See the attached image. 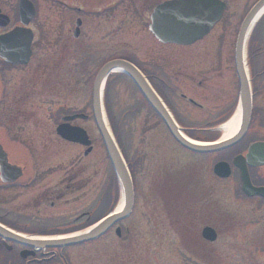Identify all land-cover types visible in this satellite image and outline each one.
<instances>
[{
    "label": "flooded vegetation",
    "instance_id": "obj_1",
    "mask_svg": "<svg viewBox=\"0 0 264 264\" xmlns=\"http://www.w3.org/2000/svg\"><path fill=\"white\" fill-rule=\"evenodd\" d=\"M31 1L38 15L40 5V15L28 27L38 33L30 62L13 66L0 58V225L40 242L87 231L116 204L115 196L109 200L107 152L103 145L98 148L92 135L98 72L112 61L130 63L144 76L183 135L212 140L235 115L241 91L237 40L259 0ZM223 4L220 20L201 38L196 36L198 30L191 29L185 44L161 40L156 34L183 35L186 30L177 32L181 21L174 23L173 17L184 22L203 21L205 7L214 13ZM0 6V13L9 18L6 28L0 26V36L23 27L16 12L19 0H0ZM163 6L168 8L164 11ZM244 53L253 96L252 121L242 142L227 151V158L217 161L232 165L238 177L235 157L246 155L251 144L264 142V137L248 136L253 130L264 133V14L250 28ZM109 96L133 103L134 114L142 112L141 119L152 123L149 133L166 134V142L175 143L164 121L128 75L112 72L103 91L106 117L114 110L125 111L127 105L120 103L110 108ZM74 116L79 118L65 122ZM63 125L82 128L88 134L91 153L87 157L84 154L89 147L68 142L58 134ZM249 171L253 176L255 169ZM170 178L166 182L172 188ZM211 192L215 193L214 186ZM175 209L170 207L171 212ZM203 211V206H193L186 214ZM125 221L113 225L103 237L116 236L118 229L130 234ZM185 223L188 228L190 223ZM211 228L216 231L215 226ZM194 240L207 243L200 237ZM92 245L89 241L47 249L40 243L28 245L16 237L0 236V264H90L94 254L98 256ZM113 246L123 258L124 242Z\"/></svg>",
    "mask_w": 264,
    "mask_h": 264
},
{
    "label": "rangeland",
    "instance_id": "obj_2",
    "mask_svg": "<svg viewBox=\"0 0 264 264\" xmlns=\"http://www.w3.org/2000/svg\"><path fill=\"white\" fill-rule=\"evenodd\" d=\"M131 89L129 87V90ZM112 97L109 96L110 108H114L115 103L127 105L125 111H112V121L116 126H112V129L115 134L120 133L119 143L126 160L130 163L134 160L136 162L132 163L137 190L140 192L133 217L128 220L126 226L132 233L134 231L131 240L136 241L141 234L147 236L148 232L150 236L156 232L158 237L156 244L151 238L148 247L144 242L133 246L124 232V237L119 242L126 244L124 260L111 254L105 264H264V202L260 199L242 198L235 176L233 180L231 178L221 182L208 181L210 175L205 173L204 163L209 157L197 158L178 151L175 147L171 149V144L168 145L159 138L162 137L161 134L149 133L152 123L141 119V116L144 117L142 112L134 114L133 103ZM92 135L98 148L102 146L95 127ZM170 177L178 188L174 183L170 188V182H166ZM110 179L112 174L109 164V182ZM111 183L114 187L113 181ZM212 186L215 188L213 195ZM162 189L165 190L158 206H161L164 213L163 222L168 225L163 226L161 220H157L160 229H151L153 224L145 222L149 217L152 218L148 210L149 206H152V199L148 195L153 190L159 193ZM171 206L176 207L174 212L170 211ZM193 206L201 209L203 206V214H186ZM179 208L182 211L178 213ZM185 222L190 223L188 228L184 226ZM208 224L215 226L219 233L218 241L212 246L194 240L200 237L196 234L197 228L200 231ZM105 240V243L110 244L113 239ZM186 240L193 241V245L186 246ZM127 243L131 245V252L127 249Z\"/></svg>",
    "mask_w": 264,
    "mask_h": 264
},
{
    "label": "water",
    "instance_id": "obj_3",
    "mask_svg": "<svg viewBox=\"0 0 264 264\" xmlns=\"http://www.w3.org/2000/svg\"><path fill=\"white\" fill-rule=\"evenodd\" d=\"M264 8V0H262L251 12L250 17L247 22L250 21L259 11ZM34 7L28 0H21V14L22 16H26V20L33 15ZM27 23V22H26ZM24 23V24H26ZM184 26V25H183ZM180 27V26H178ZM181 28V27H180ZM178 30H180L178 28ZM244 32L240 35L239 38V48L237 57L239 58V70L240 77L242 83V104H241V115L243 118L242 129L240 132L231 140H228L223 143H219L217 145H205L198 146L193 143H190L186 139L182 137V135L178 132L172 118L166 111L163 104L160 102L158 97L145 86L143 78L138 74L137 70L126 64L124 62H112L107 64L99 73L97 80L95 82V94H94V110L95 117L98 129L102 135L103 141L106 145L109 158L111 160L113 169L118 177L119 183L122 188V207L121 210L114 216L109 217L104 220L100 225L95 227L92 231L88 233L81 234L79 236L73 237L68 240L57 241L54 243V246H64L70 244L80 243L86 240L94 239L102 234L112 223L127 218L133 208L134 203V190L133 183L128 171V168L120 154V151L116 145V142L108 130L106 123L102 117V101H101V88L102 84L106 78V76L113 70H122L126 72L130 77L135 81V83L140 87L144 96L147 98L151 106L154 110L164 119L166 124L168 125L173 137L179 142L184 148L187 150L196 152V153H211L224 148L231 146L234 142H236L244 133V130L247 126V122L250 118L251 113V97L250 90L248 87V81L243 69V61H242V43L244 39ZM32 34L30 32H23L21 30L13 31L8 36H4L0 38V48H2L1 56L6 58L11 63H26L29 58V48L31 45ZM180 39L178 42H181ZM19 48L21 50H19ZM60 134L64 136V138L76 142L88 145V138L84 131L79 129H73L71 132L66 130H60ZM237 159L235 164L242 169V181H243V192L248 197L260 196L264 198V188H256L252 185L247 167L245 165L246 161L249 165L253 167L264 166V145H255L251 148L250 154L247 157V160L241 158ZM228 166L227 164H218L215 168V172L222 178L228 176ZM204 237L207 240L214 241L215 235L211 229H206L204 231Z\"/></svg>",
    "mask_w": 264,
    "mask_h": 264
},
{
    "label": "bare ground",
    "instance_id": "obj_4",
    "mask_svg": "<svg viewBox=\"0 0 264 264\" xmlns=\"http://www.w3.org/2000/svg\"><path fill=\"white\" fill-rule=\"evenodd\" d=\"M235 128H236L235 123H231L227 125L225 129L226 132L223 136V140L225 141L228 140L233 135Z\"/></svg>",
    "mask_w": 264,
    "mask_h": 264
}]
</instances>
